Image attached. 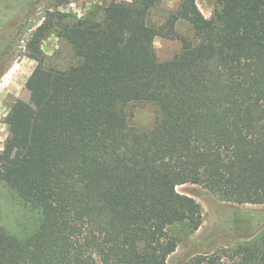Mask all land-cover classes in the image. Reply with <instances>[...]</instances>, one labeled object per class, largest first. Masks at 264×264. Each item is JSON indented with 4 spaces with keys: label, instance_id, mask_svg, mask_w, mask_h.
<instances>
[{
    "label": "trees",
    "instance_id": "16d2710c",
    "mask_svg": "<svg viewBox=\"0 0 264 264\" xmlns=\"http://www.w3.org/2000/svg\"><path fill=\"white\" fill-rule=\"evenodd\" d=\"M160 0L110 1L82 18L45 19L25 55L36 64L4 122L0 180L35 216L22 235L0 217V264H167L168 233L202 224L203 209L179 185L198 184L224 202L264 203V0H216L205 17L178 0L167 25ZM188 22L196 43L160 61L156 36ZM67 41L75 62L49 64L41 41ZM150 101L155 127L141 131L124 106ZM19 156L14 158V154ZM183 264H264V228Z\"/></svg>",
    "mask_w": 264,
    "mask_h": 264
},
{
    "label": "rangeland",
    "instance_id": "374dc122",
    "mask_svg": "<svg viewBox=\"0 0 264 264\" xmlns=\"http://www.w3.org/2000/svg\"><path fill=\"white\" fill-rule=\"evenodd\" d=\"M110 1L130 0H0V150L8 136L4 117L16 99L31 105L39 100V94L29 90L25 82L36 62L25 55V46L31 33L45 19L61 17L82 18L99 13ZM73 2L83 12L67 11ZM205 17H210L217 7L216 0H196ZM178 0H160L149 13L150 24L158 27L167 25L170 15L177 8ZM192 43L198 41L191 25L178 20L172 36H156L153 41L158 60L172 58L181 50V38ZM41 50L49 64L66 69L75 62L72 48L56 32L50 31L41 41ZM131 126L141 130H152L159 112L150 101H135L124 106ZM19 156L14 154V158ZM177 191L195 198L202 206L203 220L200 227L191 232L184 225L168 228V233L177 238V248L167 264H183L190 257L203 252L218 250L247 240L264 228L263 204H235L224 202L198 184H183ZM0 217L10 233L22 235L33 227L35 219L29 208L21 203L13 191L0 180Z\"/></svg>",
    "mask_w": 264,
    "mask_h": 264
},
{
    "label": "built area",
    "instance_id": "2783aa9c",
    "mask_svg": "<svg viewBox=\"0 0 264 264\" xmlns=\"http://www.w3.org/2000/svg\"><path fill=\"white\" fill-rule=\"evenodd\" d=\"M66 10H67V11L70 10V11H72V12H73L74 10H77L76 14H77L78 16H81V15L83 14L81 8L79 9V8L77 7V5H76L75 3H73V2H70V3L67 5Z\"/></svg>",
    "mask_w": 264,
    "mask_h": 264
}]
</instances>
